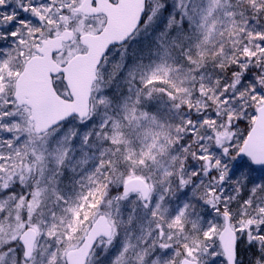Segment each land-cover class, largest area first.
I'll return each mask as SVG.
<instances>
[{
  "label": "snow or ice",
  "instance_id": "snow-or-ice-1",
  "mask_svg": "<svg viewBox=\"0 0 264 264\" xmlns=\"http://www.w3.org/2000/svg\"><path fill=\"white\" fill-rule=\"evenodd\" d=\"M0 264H264V0H0Z\"/></svg>",
  "mask_w": 264,
  "mask_h": 264
}]
</instances>
